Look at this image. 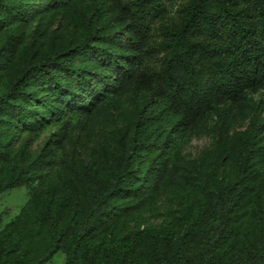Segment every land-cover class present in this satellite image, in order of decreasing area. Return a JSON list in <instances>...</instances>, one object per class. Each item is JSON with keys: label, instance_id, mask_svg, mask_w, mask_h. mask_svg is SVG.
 <instances>
[{"label": "trees", "instance_id": "16d2710c", "mask_svg": "<svg viewBox=\"0 0 264 264\" xmlns=\"http://www.w3.org/2000/svg\"><path fill=\"white\" fill-rule=\"evenodd\" d=\"M182 1L153 28L164 0H0V194L36 183L0 264H264V0ZM167 190V221L123 233Z\"/></svg>", "mask_w": 264, "mask_h": 264}, {"label": "rangeland", "instance_id": "374dc122", "mask_svg": "<svg viewBox=\"0 0 264 264\" xmlns=\"http://www.w3.org/2000/svg\"><path fill=\"white\" fill-rule=\"evenodd\" d=\"M182 3V0H164L165 11L152 21V27H157L161 22H171L176 20ZM58 24L59 21L54 24L53 28H56ZM262 97L263 95L261 93L256 95L255 99L259 100ZM246 125L247 122H238L234 125L233 130H243ZM91 135V140L88 143H83L79 131L77 130L64 142L63 168L65 172L74 164L79 165L88 162L90 148L97 145L101 139V129L99 125L94 127V131ZM47 138L48 134L41 138L40 143H44ZM213 143V135L201 134L190 141V143L184 148L182 156L185 160H197L204 151L213 148ZM35 187L36 183H31L25 187L11 189L0 194V231L5 225L15 222L20 217L21 212L28 204ZM171 190L161 193L160 196L149 206L150 208L142 211L135 221L126 224L122 229L123 233L136 228L156 227L167 221L173 210L177 209L180 204L179 196ZM64 262L65 256L59 252L47 264H64Z\"/></svg>", "mask_w": 264, "mask_h": 264}]
</instances>
